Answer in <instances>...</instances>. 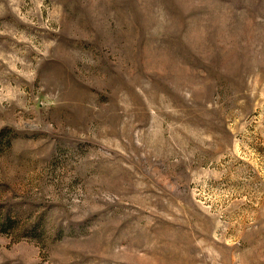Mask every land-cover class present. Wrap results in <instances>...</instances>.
Segmentation results:
<instances>
[{"label":"rangeland","instance_id":"rangeland-1","mask_svg":"<svg viewBox=\"0 0 264 264\" xmlns=\"http://www.w3.org/2000/svg\"><path fill=\"white\" fill-rule=\"evenodd\" d=\"M0 264H264V0H0Z\"/></svg>","mask_w":264,"mask_h":264}]
</instances>
